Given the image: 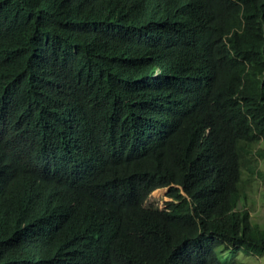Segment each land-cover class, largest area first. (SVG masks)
I'll return each instance as SVG.
<instances>
[{
	"label": "trees",
	"instance_id": "1",
	"mask_svg": "<svg viewBox=\"0 0 264 264\" xmlns=\"http://www.w3.org/2000/svg\"><path fill=\"white\" fill-rule=\"evenodd\" d=\"M260 144L264 0H0V264L261 256Z\"/></svg>",
	"mask_w": 264,
	"mask_h": 264
},
{
	"label": "rangeland",
	"instance_id": "2",
	"mask_svg": "<svg viewBox=\"0 0 264 264\" xmlns=\"http://www.w3.org/2000/svg\"><path fill=\"white\" fill-rule=\"evenodd\" d=\"M255 158H252L244 170L245 196L237 201V205L248 209L254 226L264 227V179L259 172L264 171V144L258 145L254 150ZM167 188L153 190L147 203L164 206L169 199L166 196ZM238 259V258H237ZM236 263H240L238 260ZM243 264H264V254L261 256L244 257Z\"/></svg>",
	"mask_w": 264,
	"mask_h": 264
}]
</instances>
